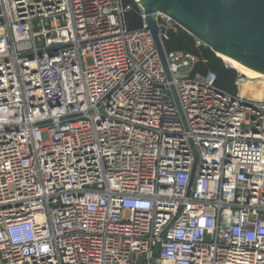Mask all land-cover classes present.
I'll return each instance as SVG.
<instances>
[{
    "label": "built area",
    "instance_id": "1",
    "mask_svg": "<svg viewBox=\"0 0 264 264\" xmlns=\"http://www.w3.org/2000/svg\"><path fill=\"white\" fill-rule=\"evenodd\" d=\"M129 9L0 0V264H264V82L170 81Z\"/></svg>",
    "mask_w": 264,
    "mask_h": 264
},
{
    "label": "water",
    "instance_id": "2",
    "mask_svg": "<svg viewBox=\"0 0 264 264\" xmlns=\"http://www.w3.org/2000/svg\"><path fill=\"white\" fill-rule=\"evenodd\" d=\"M122 3L130 6L124 14L127 31L146 28L151 32L170 81L172 75L162 38L167 29L158 24V12L169 16L216 54H225L264 73V0H143V13L136 0H122ZM171 90L186 124L173 84ZM193 179L194 173L190 187Z\"/></svg>",
    "mask_w": 264,
    "mask_h": 264
},
{
    "label": "trees",
    "instance_id": "3",
    "mask_svg": "<svg viewBox=\"0 0 264 264\" xmlns=\"http://www.w3.org/2000/svg\"><path fill=\"white\" fill-rule=\"evenodd\" d=\"M167 51L183 50L191 52L200 57L195 70L206 73L215 71L218 76V84L228 91H236L235 82L238 75L235 71L229 69L220 57L216 56L207 46H196L195 39L187 31L178 28L177 31L169 30L167 38L163 39Z\"/></svg>",
    "mask_w": 264,
    "mask_h": 264
},
{
    "label": "bare ground",
    "instance_id": "4",
    "mask_svg": "<svg viewBox=\"0 0 264 264\" xmlns=\"http://www.w3.org/2000/svg\"><path fill=\"white\" fill-rule=\"evenodd\" d=\"M137 2L142 3L143 0H136ZM217 56L220 57L225 63H227L230 67L237 70L239 73L243 74L247 78L257 79L258 77L264 76V73L257 71L247 65L243 64L242 62L238 61L235 58L227 56L225 54L217 52ZM246 90V88H243ZM262 93H257V96L260 97Z\"/></svg>",
    "mask_w": 264,
    "mask_h": 264
},
{
    "label": "rangeland",
    "instance_id": "5",
    "mask_svg": "<svg viewBox=\"0 0 264 264\" xmlns=\"http://www.w3.org/2000/svg\"><path fill=\"white\" fill-rule=\"evenodd\" d=\"M216 54V53H215ZM217 56V54H216ZM222 60V59H221ZM223 61V60H222ZM224 62V61H223ZM225 63V62H224ZM227 65V63H225ZM229 66V65H228ZM229 69L233 70L236 72V74L238 75V79L242 78L244 79V81L246 82V84L253 86V88L255 87L258 91L261 90L262 88V84L264 82V76L262 77H258L257 79H252V78H247L246 76H244L243 74L239 73L237 70L233 69L232 67L229 66ZM243 88H247V87H243Z\"/></svg>",
    "mask_w": 264,
    "mask_h": 264
}]
</instances>
